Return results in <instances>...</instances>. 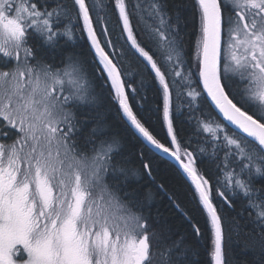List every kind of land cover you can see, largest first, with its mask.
<instances>
[{
	"label": "snow or ice",
	"instance_id": "obj_1",
	"mask_svg": "<svg viewBox=\"0 0 264 264\" xmlns=\"http://www.w3.org/2000/svg\"><path fill=\"white\" fill-rule=\"evenodd\" d=\"M257 178L264 0H0V264H264Z\"/></svg>",
	"mask_w": 264,
	"mask_h": 264
},
{
	"label": "trees",
	"instance_id": "obj_2",
	"mask_svg": "<svg viewBox=\"0 0 264 264\" xmlns=\"http://www.w3.org/2000/svg\"><path fill=\"white\" fill-rule=\"evenodd\" d=\"M195 22L189 18V25H188V34L189 38L191 39V33L194 31ZM83 45V41H78V45L76 50H80V46ZM149 101L150 103L155 102V96L152 93H149ZM111 119V117H110ZM149 123L155 128V130L160 133L159 126L156 123L155 115L153 114L149 119ZM119 130V128H117ZM162 135V133H161ZM129 144H131V140L129 138ZM159 175L161 178L165 179L169 186L177 191L180 195L181 200L185 204V207L188 208L189 211L193 212L195 220L200 221L202 229L205 231V236L207 235V229L203 223L202 218L200 217L198 212H195V205L192 202L191 196L189 194V189L184 184L183 180L178 177L173 171L167 169L166 164L159 163ZM264 184V178H257L256 185L257 187ZM166 204V201H165ZM161 211H164L166 214H171L168 209L165 208L164 204L160 205ZM241 211V202L237 201L234 208H225L224 214L226 217L225 220V230L228 236H230V240L226 242V246L230 248V255L235 258L237 262L249 261L253 260V257L259 255L258 250L256 252L252 251H244L245 245H252L255 243L252 232L254 229V225L252 222L247 220V213L243 216L239 215ZM179 223V221H177ZM236 225H239L238 233L236 230ZM197 247L200 253V260L203 262L205 259L204 250L206 247V240L201 239Z\"/></svg>",
	"mask_w": 264,
	"mask_h": 264
}]
</instances>
